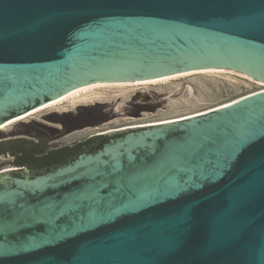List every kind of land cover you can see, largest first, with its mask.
I'll return each instance as SVG.
<instances>
[{
	"label": "water",
	"instance_id": "1",
	"mask_svg": "<svg viewBox=\"0 0 264 264\" xmlns=\"http://www.w3.org/2000/svg\"><path fill=\"white\" fill-rule=\"evenodd\" d=\"M201 70L264 84V0H0V127ZM0 264H264V91L0 171Z\"/></svg>",
	"mask_w": 264,
	"mask_h": 264
},
{
	"label": "rangeland",
	"instance_id": "2",
	"mask_svg": "<svg viewBox=\"0 0 264 264\" xmlns=\"http://www.w3.org/2000/svg\"><path fill=\"white\" fill-rule=\"evenodd\" d=\"M262 90L264 85L224 71L95 86L3 125L0 139L19 135L46 137L53 146L68 145L98 132L184 119ZM6 160L0 156V171L10 169L4 165Z\"/></svg>",
	"mask_w": 264,
	"mask_h": 264
},
{
	"label": "flooded vegetation",
	"instance_id": "3",
	"mask_svg": "<svg viewBox=\"0 0 264 264\" xmlns=\"http://www.w3.org/2000/svg\"><path fill=\"white\" fill-rule=\"evenodd\" d=\"M66 128V127H65ZM110 131H103L88 136L87 138L79 141H75L68 145H61V146H53L51 145L50 140L44 137H27L23 135L19 136H8L2 137L0 139V156L4 158V160L8 162H3L4 165L10 166V171H18V172H26L31 175L45 172L49 168H53L56 166L63 165L77 156L79 153L83 151H89L92 148L96 147L99 143L105 140L108 133ZM26 138L34 142L32 143V147L38 148V150L43 149V153L39 155L40 158L33 161H25L24 165L20 166L19 163V155L20 153L17 152V145L19 144V139ZM37 144V145H35ZM68 148L67 150H65ZM64 149L62 153L57 155V152ZM57 157L55 158V156Z\"/></svg>",
	"mask_w": 264,
	"mask_h": 264
},
{
	"label": "bare ground",
	"instance_id": "4",
	"mask_svg": "<svg viewBox=\"0 0 264 264\" xmlns=\"http://www.w3.org/2000/svg\"><path fill=\"white\" fill-rule=\"evenodd\" d=\"M211 71L232 72V71H225V70H201V71L191 72V73H202V72H211ZM191 73H188V74H191ZM185 75H186V74H185ZM181 76H182V75H181ZM242 76H244V75H242ZM174 77H175V76H174ZM244 77L247 78V79H249V80H252L253 82H256V83H258V84L264 85L263 83L258 82V81H255V80H253V79H251V78H249V77H247V76H244ZM168 78H171V77H168ZM163 79H166V78L155 79V80H147V81H141V82H132V83L101 84V85H94V86H88V87L80 88V89L74 90V91H72V92L66 94V95L63 96L62 98H59V99H57V100H54V101H52V102H49L48 104H46V105H44V106H41V107L37 108L36 110H33V111L29 112V113L26 114V115H23V116H21V117L15 118V119L9 121L8 123H6L4 126L9 125V124H11V123H13V122H15V121L22 120L23 118H26V117H28V116H30V115H32V114L38 112V111H40V110H42V109H44V108L50 106V105L56 104V103L60 102L61 100L65 99V98H67V97H69V96H73V95L76 94L77 92L87 90L88 88H92V87H95V86L129 85V84H137V83H144V82H147V83H148V82H155V81H159V80H163ZM262 91H264V90H262ZM4 126H3V127H4ZM3 127H0V129L3 128Z\"/></svg>",
	"mask_w": 264,
	"mask_h": 264
},
{
	"label": "trees",
	"instance_id": "5",
	"mask_svg": "<svg viewBox=\"0 0 264 264\" xmlns=\"http://www.w3.org/2000/svg\"><path fill=\"white\" fill-rule=\"evenodd\" d=\"M19 141V144L17 145V152L20 153L19 155V160L21 163H19L20 166L24 165L25 161H33V160H37L39 157V155L41 153H43V149L38 150L37 146L36 147H32V143L34 144L33 141L28 140L26 138L23 139H19L17 140ZM37 145V144H35ZM68 148H66L65 150H67ZM64 149L60 150L57 152V155H59L60 153H62L63 151H65ZM57 155L55 156V158L57 157ZM38 157V158H37Z\"/></svg>",
	"mask_w": 264,
	"mask_h": 264
}]
</instances>
